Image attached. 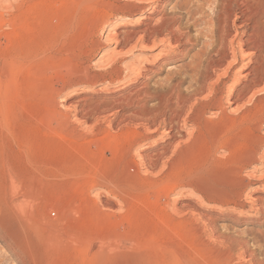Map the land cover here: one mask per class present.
Wrapping results in <instances>:
<instances>
[{"label":"rangeland","instance_id":"374dc122","mask_svg":"<svg viewBox=\"0 0 264 264\" xmlns=\"http://www.w3.org/2000/svg\"><path fill=\"white\" fill-rule=\"evenodd\" d=\"M191 1L0 0V264H264V184H243L264 74L238 109L182 106L206 39ZM129 13L121 40L172 13L200 38L148 71L107 39Z\"/></svg>","mask_w":264,"mask_h":264},{"label":"bare ground","instance_id":"6f19581e","mask_svg":"<svg viewBox=\"0 0 264 264\" xmlns=\"http://www.w3.org/2000/svg\"><path fill=\"white\" fill-rule=\"evenodd\" d=\"M138 1L142 4L134 6L139 9H144V4H148L154 9L157 5L155 4L157 0ZM185 1L187 3L188 0ZM205 6L210 10H205ZM190 7L191 17L189 18L194 20L193 24L204 23L205 27L200 29L199 34L200 36L204 35L206 39L198 52L192 56L195 58V67L193 66L195 71L192 72H196V78L194 77L193 80L194 87L188 96L181 99L180 104L182 106L192 102L199 104L200 116L207 112L213 115L219 114L220 110L225 111V103L238 109L241 100H245L244 97L255 80L248 78L244 85L235 92H232V87H236L240 83V79L247 76L248 73L254 75L256 72L255 75L258 76L264 74V0H193ZM192 10L194 12H191ZM199 13L200 15L196 16ZM176 15L172 13V22L164 14L158 21L161 24L156 22L153 25L148 24L144 28H127L123 40L120 39V30L127 27L133 17H139V15L130 13L120 15L114 20L107 34L108 41L116 43L113 52L117 54H122L124 51L137 52L139 56L142 55L139 58L142 61L152 58L159 61L148 67L145 64L142 65L143 68L151 72L168 61L170 57H179L180 54L187 55L188 51L185 50L184 45L188 43L195 45V40L200 36L195 35L193 38L190 32L184 29L187 27L181 26V19ZM151 18L153 21L154 18ZM102 56H106V54ZM136 69L138 70L135 66V71ZM139 70L141 71L140 68ZM244 71L247 73L244 74ZM228 77L232 84H226L228 85L227 90L221 93L220 84ZM255 151L256 155L243 165L244 174L249 179V181L244 179V187L251 184L250 179L263 181L264 184V122L258 132V146ZM262 186L264 187V185ZM235 205L241 206L243 209L246 208V205L238 203ZM251 209L257 213H264V199L261 197Z\"/></svg>","mask_w":264,"mask_h":264}]
</instances>
